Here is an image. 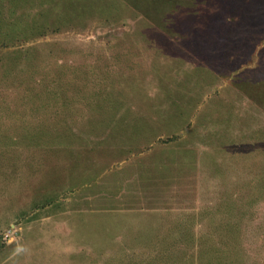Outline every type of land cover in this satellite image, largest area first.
I'll return each mask as SVG.
<instances>
[{
  "label": "rangeland",
  "instance_id": "obj_1",
  "mask_svg": "<svg viewBox=\"0 0 264 264\" xmlns=\"http://www.w3.org/2000/svg\"><path fill=\"white\" fill-rule=\"evenodd\" d=\"M0 264H264V0H0Z\"/></svg>",
  "mask_w": 264,
  "mask_h": 264
}]
</instances>
